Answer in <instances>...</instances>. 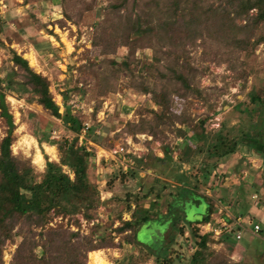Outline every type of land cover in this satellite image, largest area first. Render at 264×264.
Returning <instances> with one entry per match:
<instances>
[{"label": "rangeland", "instance_id": "obj_1", "mask_svg": "<svg viewBox=\"0 0 264 264\" xmlns=\"http://www.w3.org/2000/svg\"><path fill=\"white\" fill-rule=\"evenodd\" d=\"M111 1L121 0H0V77L12 73L16 52L34 71L46 76L58 105H62L60 93H68V102L76 107L82 122L93 127L94 142H84L85 128L77 143L85 144L93 153L89 176L100 199L89 220L82 213L65 216L51 210L43 225L28 224L23 218L9 221L6 227L10 236L0 238V264H44L40 262L41 245L54 246L58 239L51 242L46 233L57 231L66 236L71 248L79 247L74 253L77 264H93V251L105 264H160L158 254L189 264L196 241L192 230L198 224L188 222L202 219L206 202L217 208L211 217L218 228L226 224L225 215L234 217L245 205L248 212L252 210L244 216L246 229L232 251L225 244L211 243L215 252L212 264H218L216 258L228 264H264V155L239 140L235 151L218 159L206 179L207 158L203 154L190 163L179 158L184 144L193 149L196 146L188 128L213 135L222 129L239 138L240 130H248L249 123L259 122L263 116L251 101L252 94L260 95L264 106V22L258 26L252 23L257 9L215 34L209 29L218 24L212 18L218 3L197 0L198 12L209 14L198 16L202 23L192 20V26H196L193 31L199 30L197 38L178 37L175 32L168 39L163 29L153 33L145 27L146 22L159 17L151 3L129 0L128 9L114 11L110 6L108 9ZM138 14L146 37L143 31H125L130 17ZM158 21L154 19V24ZM128 35L129 46L122 41ZM38 43H49L50 48L38 51ZM125 59L128 67L122 64ZM175 73H182L187 85L176 80ZM20 76L18 71L15 77L19 80ZM3 90L16 125L11 153L20 167L29 164L39 181L47 160L60 161L57 143L77 135L44 109L34 94ZM164 99L163 107L158 103ZM31 119L36 122L34 128ZM6 136L7 125L0 118V144ZM120 147L141 157L140 166L134 164L135 168L128 170L135 171L134 175L124 180L120 163L115 160ZM165 147L171 151L170 159L159 163L156 158L165 157ZM178 178L190 191L184 196L178 195L183 186ZM109 191L115 194L110 201ZM128 193L139 197L148 194L139 201V208L149 209L154 215L160 209L165 215L140 227L135 240L130 231L116 234L112 230L121 223L116 215L124 209ZM158 193L162 197L153 204ZM177 200L191 203L187 204V218L183 210L173 206ZM109 216L116 220L108 222ZM128 216L130 219L131 214ZM254 224H259L262 231L251 232ZM158 231L163 237L156 235ZM126 235L130 242L125 240ZM98 241L103 244L101 248L95 245ZM64 251H52L45 261L70 264L67 253L70 257L73 252L68 247Z\"/></svg>", "mask_w": 264, "mask_h": 264}, {"label": "trees", "instance_id": "obj_2", "mask_svg": "<svg viewBox=\"0 0 264 264\" xmlns=\"http://www.w3.org/2000/svg\"><path fill=\"white\" fill-rule=\"evenodd\" d=\"M135 2L137 4L139 3L138 0H133V3ZM145 2L146 5L151 3L154 7L155 13L159 14V17L152 18L150 22H146L145 27H150V30L153 33L157 29H163L168 39H172V34L175 32H178V37L183 35H194L196 37L197 35L195 33L199 30L195 29L196 26H192V20L196 21V23H202V20L198 16L202 15L203 17H208L209 15L207 12H198V7L200 5L197 0H145ZM215 2L218 3V7L214 9L215 14H212L213 16H211L213 19L216 18L218 20V24L216 27L213 26L209 29L215 34L224 32L225 28L230 24L234 25L233 22L236 21V18H248L249 11L253 8L257 9V13L255 17L252 18V23L258 26L264 22V0H215ZM128 3L129 0H121L118 3H112L111 1L108 5V9L109 6L111 7L110 9H113L114 11H117L120 8L128 9ZM161 17L163 18L162 20ZM130 18L132 21H130V24H127L125 31L134 33L143 31V34H146L144 27H141V16L138 14L135 15V17ZM154 19L159 21L154 24ZM193 27H195L194 31ZM206 28L208 29L209 27ZM147 35L148 33L145 37ZM122 41L128 46L131 43L129 35L123 36ZM1 44L2 41L0 40V45ZM35 48L38 51L45 50L50 48V44L38 43L35 45ZM12 62L14 66L12 67V73L6 75L4 79L0 77V118L3 119L7 125V136L4 137L0 144V229L4 231H0V238L10 236L9 230L6 226H8V222L11 220L13 221L14 219L23 218L24 222L27 220L28 224L35 223L36 225H43L45 224L46 215L51 210H54L57 213H63L65 216L68 214L82 213L83 216L89 220L92 216L91 211L96 209L100 204L99 191L96 186L91 183L89 176V165L91 163L93 153L88 150V147H86L85 144L78 145L77 143L78 136L84 129V123L77 115L78 111L73 103L68 102V93H65L64 91L60 93L62 105H58L52 92L50 91V83L46 76L34 71L29 66L28 61L16 52H13ZM122 64L126 67L129 66L127 59H125ZM18 71H20L21 75L19 80L15 77L16 74L18 75ZM175 74L176 75H174V77L176 80L187 85V81H185L182 73ZM4 82L6 83L4 84ZM3 88L11 91L14 90V92L21 91L22 93L34 94L37 102L44 109L48 110L54 117L60 119L69 132L77 135L71 140L64 139L57 143L60 161L53 162L47 160L42 178L39 181L36 179V175L34 174L32 167L29 164H26L24 167H20L19 163L15 160L11 153L10 146L13 141L12 134L16 125L13 120V115L9 111L8 104L6 102V93ZM142 88L147 90L145 87ZM71 90L73 89H69V91ZM164 100L165 102H159L158 104L163 107L166 106V99ZM251 101L259 106L263 116L259 119V122L249 123L250 128L248 130H240L241 136L239 138L232 137L230 131L224 133L222 129H219L213 135L202 131L194 132L191 127H187V131L190 132L189 137L192 138L193 141L195 140L196 146L193 149L188 143L184 144V147L182 148L183 151L179 157L181 162L190 163L195 156L203 154L205 159L207 158L204 163V167L208 168V171L205 173L206 179L211 175L212 168L216 166L218 159L224 158L235 151L239 140L246 143L249 147L256 149L258 153L264 155V106L263 108L261 107L263 99L260 95L252 94ZM60 108L64 109L63 113L60 112ZM35 123L36 122L31 119L32 127L35 126ZM201 123L203 124L204 120H202ZM92 132L93 127H88L87 131L84 132V142H94L91 139L93 135ZM153 133L156 134L155 132ZM38 141L40 142V140ZM163 151L165 157L163 159L156 158L159 163H162L163 161L166 162L167 159H170V149L165 147ZM133 158L135 159V157ZM214 158H216L214 162L210 163V160ZM139 162L141 163V160L136 159V166H140ZM65 167L67 170H65ZM134 172L135 171L130 170L127 173H121L120 175H122V180L134 175ZM112 178L116 180L117 177L114 175ZM177 180L179 181L181 179L178 178ZM111 182L112 181H110L107 186L110 187ZM182 182L183 186L179 189V196H184L187 192H190L185 189L187 186L186 182L184 180ZM162 189H159V191ZM109 192L111 193V196L108 197V201L111 200L112 196H115V194L111 191ZM127 196L128 198H125L124 209L118 211L116 215V219H119L121 223L117 228L115 227L112 230H114L116 234L130 231L132 238L135 240L137 236L136 233L139 231L140 227L160 215L163 217L165 215L159 211L160 209H157L154 215L149 211V209L139 208V201L142 198H146L148 194L145 195V197H139L136 194L132 195L128 193ZM161 197V194L158 193L153 204H157ZM203 199L206 202V199ZM206 203L207 208L205 214L202 216V219L188 223H206L211 219L213 210L216 211L217 208L213 207L214 209H212V205L209 202ZM248 209L247 205H245L234 215H243L242 217H246ZM123 211L129 212L131 214V218L123 220ZM116 219L113 216H109L108 222L112 223ZM192 231L196 241L194 243L195 248L189 256V264H212V259L215 257V252L211 250L210 247L212 242L225 244L226 248L229 251H232L235 247L236 240H241L236 239L234 234L229 233L224 234L220 238L218 237V239L214 241L212 236L201 234L198 227H194ZM260 231H262V228ZM260 231H258V233ZM46 234L51 238V242L55 239H58V241L54 246H47L46 244L41 245L43 256L40 262L49 264L45 260H47L52 251L66 252L64 251V248L68 247L70 251L73 252L70 257L67 253L69 260H71L70 264L78 263V259H74V253H76L75 251H77L79 247L74 245V247L71 248L67 242L66 236L58 231ZM66 234L67 237L69 234L79 236L77 232H69V234ZM125 240L128 242L131 241L127 235L125 236ZM98 242L95 245H97V248H101V245L103 244H99L102 242V239L99 243ZM156 258L159 262H161L160 264H172L174 261L168 259L166 254H158ZM215 261L218 264H228L224 259L216 258Z\"/></svg>", "mask_w": 264, "mask_h": 264}, {"label": "built area", "instance_id": "obj_3", "mask_svg": "<svg viewBox=\"0 0 264 264\" xmlns=\"http://www.w3.org/2000/svg\"><path fill=\"white\" fill-rule=\"evenodd\" d=\"M85 128H88L87 123H84V129ZM80 138H82V137L80 136ZM83 139H84V136H83ZM128 144H129V142H128ZM115 156H116L115 160L120 163V168H121L122 172H124V173H127L129 169L135 168L134 164H135L136 159L141 158L139 155L137 156L134 151H130V150L125 151L123 147H120L117 151H115ZM133 157H135V159ZM135 166H136V164H135ZM219 212H220V210H219ZM125 215L127 217H125ZM128 215H130V214L125 212L122 216V219L128 220L129 219ZM224 219H225L226 224H223L222 225L223 227H220V228L215 227V223H214L212 217L208 222L198 224V228L200 229V233L210 235L213 238H215L214 235H216V240L218 239V237L220 238L224 234L232 233V234H234L236 239H241L242 238L241 231L246 229V224H245L246 222L244 221V218L242 216H236V217L231 216L230 217L229 215H225ZM115 222H117V221H115ZM212 223H214V225ZM227 224L231 225V226L226 227L225 225H227ZM224 228L225 229L227 228L226 230H228V231L221 233V231ZM260 229H261V226L259 224H254L251 228V232L256 234V233H258V231H260Z\"/></svg>", "mask_w": 264, "mask_h": 264}, {"label": "water", "instance_id": "obj_4", "mask_svg": "<svg viewBox=\"0 0 264 264\" xmlns=\"http://www.w3.org/2000/svg\"><path fill=\"white\" fill-rule=\"evenodd\" d=\"M187 204H191V203H183V201H181V200H177L175 203H174V207H179L181 210H183V212L185 213V215H186V218H187V215H188V206H187ZM151 221H153V220H150L149 222L150 223H152ZM157 234V236L158 237H163V234L162 233H160V231H158V232H156ZM151 237V239L152 238H154V237H152V236H150ZM158 244V243H157ZM172 264H181V262L179 261V259H175L174 261H173V263Z\"/></svg>", "mask_w": 264, "mask_h": 264}, {"label": "bare ground", "instance_id": "obj_5", "mask_svg": "<svg viewBox=\"0 0 264 264\" xmlns=\"http://www.w3.org/2000/svg\"><path fill=\"white\" fill-rule=\"evenodd\" d=\"M90 259L93 264H105L104 260L98 256L97 251L90 253Z\"/></svg>", "mask_w": 264, "mask_h": 264}, {"label": "crops", "instance_id": "obj_6", "mask_svg": "<svg viewBox=\"0 0 264 264\" xmlns=\"http://www.w3.org/2000/svg\"><path fill=\"white\" fill-rule=\"evenodd\" d=\"M250 212H252V210L251 211H249L248 213H250ZM235 217L237 216V215H234ZM239 216V215H238Z\"/></svg>", "mask_w": 264, "mask_h": 264}, {"label": "flooded vegetation", "instance_id": "obj_7", "mask_svg": "<svg viewBox=\"0 0 264 264\" xmlns=\"http://www.w3.org/2000/svg\"><path fill=\"white\" fill-rule=\"evenodd\" d=\"M164 239H165V237H164Z\"/></svg>", "mask_w": 264, "mask_h": 264}]
</instances>
